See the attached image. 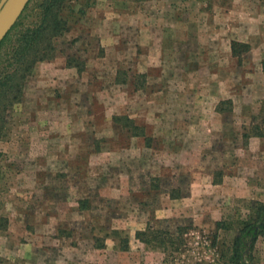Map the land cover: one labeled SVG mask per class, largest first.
I'll return each instance as SVG.
<instances>
[{"label":"rangeland","instance_id":"1","mask_svg":"<svg viewBox=\"0 0 264 264\" xmlns=\"http://www.w3.org/2000/svg\"><path fill=\"white\" fill-rule=\"evenodd\" d=\"M252 1L263 15L264 0ZM37 2L28 0L17 17L0 47V67L13 33L37 22ZM68 4L74 13L55 39L53 57L34 64L0 132V264H228L234 229L252 217V202L264 203V35L251 29L253 51L246 43V51L231 55L228 71L215 70L217 82L175 83L203 80L209 71L187 67L204 64L203 55L184 46L203 45V32L177 41L176 53L159 51L165 36L176 43L173 13H198L199 0ZM66 57L82 69L66 66ZM163 88L196 94L203 104L206 95L209 102L233 98L215 105L226 132L213 152L198 131L197 149L183 150L178 161L175 149L164 157L166 141L152 135L160 118L155 104L147 109L153 117L129 116ZM197 100L194 109L204 106ZM117 113L142 135L114 122ZM255 125L260 137L250 136ZM174 188L186 195L171 198ZM147 225L171 234L185 229L180 243L154 247L134 235ZM251 252L253 264H264V235Z\"/></svg>","mask_w":264,"mask_h":264},{"label":"crops","instance_id":"2","mask_svg":"<svg viewBox=\"0 0 264 264\" xmlns=\"http://www.w3.org/2000/svg\"><path fill=\"white\" fill-rule=\"evenodd\" d=\"M202 1L199 0V3L203 6L200 7L201 11L198 13H173L171 22L174 26L173 30L175 33L173 34V38L176 43L170 46L168 44L169 40L165 36L161 40L163 42L159 44V51L165 54L171 52L176 53L182 47L181 44H177V41H181L182 38H189L194 41L195 35L199 31L203 32L202 37L205 40L203 45H198L197 42H194V44L184 46L188 48L187 53H199L201 56L203 55L201 60L204 64L201 65L199 60H196V57H194L196 61L193 62V67L190 65H187V67L191 70L205 66L209 71L203 80L190 76L183 80L176 79L174 81L175 83L177 81L183 84L192 83L193 81L194 83H199L200 81V83L204 82L206 84L217 82L216 79L218 77L215 76V70L221 68L228 71L229 59L231 57L230 42L238 41L253 44L251 29L255 27H257L259 39L264 35L260 32L261 27L264 25V14H256L253 9L255 4L252 0H239V2L235 0L232 4H223L220 0H216L212 6V10L209 9V11L207 10V7L210 5L209 0ZM240 1H243V5ZM253 46L255 45H251L252 51ZM189 59L191 60L192 56L190 58L188 57ZM165 67L171 69V66L166 65ZM184 68L186 67L184 66ZM165 77H160L159 79H164ZM177 90L179 89H174V93L178 92L179 94H174L171 88H163L156 92V95L152 93L150 96H144L145 98L142 99L143 108L128 110L127 112L132 114L128 115L131 117L136 115L137 117L140 116L143 118L153 117L154 112L148 110L150 109V103L155 104L160 118H158L159 121L153 123L152 131L154 134L152 135L162 137L166 141L164 157L166 156V151L170 153L171 149H175L176 152L173 156L178 161L182 156L183 150L188 148L197 149L198 142L194 138L198 131L205 135L206 144L204 147L213 152L216 149L213 148L215 139L217 137L221 138L223 132H226V125H223L220 120L219 112L221 111H216L215 105L219 100L224 98L226 100L229 98L234 103L233 98L231 96H217L216 100L209 102L208 96L206 95V101L203 104L201 103L202 98L198 99V95L184 94ZM150 97L151 100L149 99ZM196 100L204 106H200V109H194L193 106H195ZM117 114L119 115V113ZM241 136L240 133L239 137L241 138ZM222 141L223 147L227 148V137L222 139ZM186 153L189 154V152ZM209 179V184L216 186V183L212 182L210 176ZM189 196H193L192 185L189 189Z\"/></svg>","mask_w":264,"mask_h":264},{"label":"trees","instance_id":"3","mask_svg":"<svg viewBox=\"0 0 264 264\" xmlns=\"http://www.w3.org/2000/svg\"><path fill=\"white\" fill-rule=\"evenodd\" d=\"M36 7L38 8L37 22L14 32L4 53V64L0 67V132L4 126L5 115L8 110L22 96L25 78L31 73L35 63L53 57L55 39L67 30L68 16L74 13L69 8L68 0H38ZM15 25L16 22L0 40V47ZM247 49L246 43L230 42L232 56L238 57L241 50L246 51ZM65 59L66 66H73L77 71L82 69V66L71 57ZM260 64L261 71L264 73V59ZM225 101L230 103L228 100ZM220 103L222 101H219L218 104ZM217 111L222 110L219 108ZM112 120L123 127L129 126L133 129L131 135H142L141 127L135 124L131 118L115 115L112 116ZM253 129L254 131L250 136L260 137L261 134L257 131L256 125L253 126ZM247 136L246 133H242L243 138H247ZM152 179L156 180V178ZM185 195V192H182L180 188H174L169 193L171 198H180ZM251 210L252 217L242 221L233 231L227 257L228 264H253L251 251L254 241L258 236L264 235V203L252 202ZM183 229L185 228L177 226L175 228L176 233L171 234L166 229H154L147 225L142 230L135 231L134 235L138 241L145 245L164 247L165 245L180 243Z\"/></svg>","mask_w":264,"mask_h":264},{"label":"water","instance_id":"4","mask_svg":"<svg viewBox=\"0 0 264 264\" xmlns=\"http://www.w3.org/2000/svg\"><path fill=\"white\" fill-rule=\"evenodd\" d=\"M28 0H0V40L16 21Z\"/></svg>","mask_w":264,"mask_h":264}]
</instances>
